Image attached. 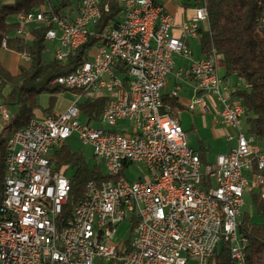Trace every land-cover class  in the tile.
<instances>
[{"label": "built area", "instance_id": "1", "mask_svg": "<svg viewBox=\"0 0 264 264\" xmlns=\"http://www.w3.org/2000/svg\"><path fill=\"white\" fill-rule=\"evenodd\" d=\"M164 2L69 0L61 10L50 4L15 15L18 36L29 38L31 28H45L58 61L89 38L95 42L86 50L87 59L52 81L78 97L65 110L33 118L9 137L0 263L188 264L195 258L196 264H207L224 239L233 263L247 264L248 240L241 231L245 193L252 188L264 196V150L244 129L243 106L231 92L249 84L223 77L214 49L195 56L188 45L208 28L204 2L180 24ZM112 4L117 13L98 26ZM8 37L2 49H8ZM20 56L30 60L27 53ZM140 70H147V78H140ZM184 81L193 91L185 105L179 101ZM102 95L107 100L93 125L78 103L81 96ZM195 105L200 113L212 110V121L231 129L227 139L234 144L213 162L203 163L189 147L178 117L182 108L195 110ZM10 117L0 102L2 124ZM121 121L130 123L118 127ZM73 140L92 148L109 177L89 179L84 196L64 219L70 179L50 158ZM135 163L143 165L146 178L125 176ZM132 215L137 222L129 232L131 250L120 256L125 238L117 235L125 228L116 231V224Z\"/></svg>", "mask_w": 264, "mask_h": 264}, {"label": "trees", "instance_id": "2", "mask_svg": "<svg viewBox=\"0 0 264 264\" xmlns=\"http://www.w3.org/2000/svg\"><path fill=\"white\" fill-rule=\"evenodd\" d=\"M202 2L207 9L208 28L199 31V54L204 55L214 49L218 54L221 75L241 78L249 84V87H236L231 93L243 106L244 129L255 135L264 150V0H194L193 7ZM50 4L57 11L69 4V0H59V4L51 0H3L0 3V52L1 40L8 34V49L27 53L30 57L29 62L19 64L15 72L4 67L0 60V102L11 114L8 124H0V182L5 173L6 142L11 132L26 126L33 118L54 112L59 94L67 90L51 82L87 59L86 50L95 42V39L89 38L64 61H58L53 56L46 60L43 56L46 48L44 27L31 28L29 38L14 33L18 25L14 20L17 12ZM116 13L117 8L112 4L110 14L103 15L98 26L110 21ZM40 96L47 97L46 106L38 101ZM106 100L104 95L84 98L78 103L82 117L97 125ZM204 151L203 146L198 150L203 163L206 162ZM50 159L54 161L55 169L63 171L70 179L68 199L61 213L65 219L75 203L84 196L89 179L102 180L109 176L95 157L91 165L81 150H73L67 143L54 149ZM246 195L250 197L255 214L264 219V196L252 188ZM251 217L248 211L243 210L241 231L248 240L247 264H264V223L253 221ZM136 222L132 215L124 224L127 235L118 247L120 256L131 250L129 232ZM207 264H234L224 239L220 240Z\"/></svg>", "mask_w": 264, "mask_h": 264}, {"label": "rangeland", "instance_id": "3", "mask_svg": "<svg viewBox=\"0 0 264 264\" xmlns=\"http://www.w3.org/2000/svg\"><path fill=\"white\" fill-rule=\"evenodd\" d=\"M73 4L77 0H72ZM179 3H189L190 8H193V2L192 0H165V5L170 10V12H179V10H176L177 4ZM189 8V9H190ZM173 14V13H172ZM46 48L44 51V58L47 60L50 57L53 56V50H54V44L50 41H46ZM189 45L193 51V54L195 56L199 55V47L197 39H190ZM91 55V52L90 54ZM0 60L4 67L14 72L19 64H25L26 61H24L22 58H20V54L14 51L10 50H1L0 53ZM180 60L177 59V63H179ZM52 83V82H51ZM53 84V83H52ZM171 88V82H168V84L165 86V90L168 91ZM193 91L191 88V83L188 81H184L181 83V90L179 91V101L181 103L188 104L193 99ZM78 97L76 93H73L71 91H64L59 94L58 99L56 101V107H64L69 104V102L75 100ZM85 97L81 96L80 100L83 101ZM206 101L210 103V105L213 107L214 104L212 103L213 100L209 96L204 97ZM38 101L41 103L42 106H46L48 103L47 97H39ZM212 110L208 113H200L199 112V106L195 105V110H189L187 108H182V112L179 114V119L181 122V126L184 129L186 133V139L189 147L192 149L198 150L200 147H204V157H205V163L213 162L215 157L218 154L226 152L233 144V141H230L227 139V134L230 132V128H227L225 126H221L219 124H215L212 121L211 118ZM130 122L128 121H121L118 123V127L127 126ZM0 124L2 122L0 121ZM115 127H112L111 129H114ZM116 129V128H115ZM70 147L73 150H81L83 154L85 155L87 161L89 164H94L95 159L93 155L92 148L88 145H83L81 142L77 140H73L70 144ZM125 176L128 179H138V178H146L145 176V168L143 165L139 163H135L134 165L130 166L127 169V172L124 173ZM246 194V193H245ZM244 210L248 211L251 214V220L256 222H263L264 219L257 216L255 214V210L253 205L251 204L249 195L245 196V206ZM120 228H123V225H120ZM127 235V231L119 232L117 235V238L122 236L125 238ZM188 264H196L195 258H190L188 261Z\"/></svg>", "mask_w": 264, "mask_h": 264}, {"label": "bare ground", "instance_id": "4", "mask_svg": "<svg viewBox=\"0 0 264 264\" xmlns=\"http://www.w3.org/2000/svg\"><path fill=\"white\" fill-rule=\"evenodd\" d=\"M2 1H0V3H2ZM1 41H4V37L2 38ZM140 78H147V70H140ZM8 122L3 124V125L8 124ZM22 128H24V127H21V128L13 130L10 135H15L16 132L19 131ZM10 135H9V137H10ZM9 137L7 139V142H6V150H7ZM5 166H6V155H5ZM6 195H7V184L4 181V175H3V178H2V180L0 182V223H2V212L1 211L3 209V206L5 205ZM120 225H123V228H120ZM123 230H124V223H117L116 224V231H123ZM0 242H5V234L2 231V226L1 225H0ZM0 264H7V263H0Z\"/></svg>", "mask_w": 264, "mask_h": 264}, {"label": "crops", "instance_id": "5", "mask_svg": "<svg viewBox=\"0 0 264 264\" xmlns=\"http://www.w3.org/2000/svg\"><path fill=\"white\" fill-rule=\"evenodd\" d=\"M167 1V0H166ZM169 1V0H168ZM164 5H165V2H164ZM165 7H166V9L167 10H169L168 8H167V6L165 5ZM190 6H189V3L188 4H186V3H179V4H177V7H176V10H179V12H172L173 13V16H174V19H175V22H176V24H180V23H182L184 20H186L192 13H193V8H190ZM170 11V10H169ZM175 34H177V32H175ZM188 45H189V41H188ZM190 46V45H189ZM191 48V47H190ZM3 50V49H2ZM6 50H9V49H6ZM11 51V50H10ZM1 53V52H0ZM18 54H20V53H18ZM20 58H22L21 56H20ZM23 59V58H22ZM24 61H26V63L25 64H27L29 61H27V60H25V59H23ZM16 70H17V68H16ZM15 70V71H16ZM14 71V72H15ZM230 79H231V81H233V79L235 80V78H233V77H230ZM69 103H71V102H69ZM69 105V104H68ZM67 105V106H68ZM67 106H64V107H55V109H54V112H61V111H63V110H65L66 109V107ZM38 115V114H37ZM229 133H231V130H230V132ZM234 142V141H233ZM227 151V150H226ZM225 153V152H224ZM222 154V153H221ZM219 155V154H218Z\"/></svg>", "mask_w": 264, "mask_h": 264}]
</instances>
